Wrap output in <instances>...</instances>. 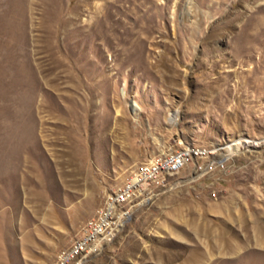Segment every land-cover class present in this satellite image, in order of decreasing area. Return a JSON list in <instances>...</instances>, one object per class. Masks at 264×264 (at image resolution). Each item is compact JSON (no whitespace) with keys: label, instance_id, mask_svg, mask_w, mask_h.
Wrapping results in <instances>:
<instances>
[{"label":"rangeland","instance_id":"obj_1","mask_svg":"<svg viewBox=\"0 0 264 264\" xmlns=\"http://www.w3.org/2000/svg\"><path fill=\"white\" fill-rule=\"evenodd\" d=\"M185 144L212 167L153 188L85 264H264V0H0V264H51Z\"/></svg>","mask_w":264,"mask_h":264},{"label":"built area","instance_id":"obj_2","mask_svg":"<svg viewBox=\"0 0 264 264\" xmlns=\"http://www.w3.org/2000/svg\"><path fill=\"white\" fill-rule=\"evenodd\" d=\"M211 154L208 148L185 144L136 164L124 181L105 196L70 242L57 251L51 264H85L102 244L124 227L133 207L145 203L153 188L165 187L169 178L188 163L192 164V174L211 168L213 161H206L204 165L198 163L199 159H206ZM216 165L223 166V160H217ZM211 195L214 197L215 193L211 192Z\"/></svg>","mask_w":264,"mask_h":264},{"label":"bare ground","instance_id":"obj_3","mask_svg":"<svg viewBox=\"0 0 264 264\" xmlns=\"http://www.w3.org/2000/svg\"><path fill=\"white\" fill-rule=\"evenodd\" d=\"M245 1V0H244ZM254 1V0H253ZM261 6V5H260ZM258 10V9H257ZM259 10H261V9H259ZM258 10V11H259ZM255 11V10H254ZM253 12V11H252ZM246 27V26H245ZM133 107H135V109L137 108V106L136 105H133ZM176 121V117H174L173 119H171V122L172 123H174Z\"/></svg>","mask_w":264,"mask_h":264}]
</instances>
